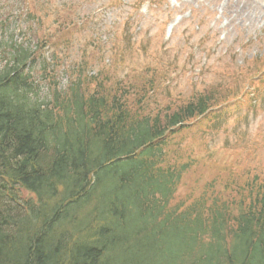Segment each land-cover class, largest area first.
<instances>
[{
	"label": "trees",
	"instance_id": "trees-1",
	"mask_svg": "<svg viewBox=\"0 0 264 264\" xmlns=\"http://www.w3.org/2000/svg\"><path fill=\"white\" fill-rule=\"evenodd\" d=\"M0 47V264H264V178L178 190L196 161L171 138L224 92L152 113L150 82L55 61L40 95L32 45Z\"/></svg>",
	"mask_w": 264,
	"mask_h": 264
},
{
	"label": "rangeland",
	"instance_id": "rangeland-1",
	"mask_svg": "<svg viewBox=\"0 0 264 264\" xmlns=\"http://www.w3.org/2000/svg\"><path fill=\"white\" fill-rule=\"evenodd\" d=\"M7 43L32 45L40 95L51 86L37 64L48 70L55 61L69 72L82 65L109 86H135L131 94L150 82L152 113L224 92L171 138L196 161L178 190L197 197L211 178L222 193L226 183L264 178V0H0V46Z\"/></svg>",
	"mask_w": 264,
	"mask_h": 264
},
{
	"label": "bare ground",
	"instance_id": "bare-ground-1",
	"mask_svg": "<svg viewBox=\"0 0 264 264\" xmlns=\"http://www.w3.org/2000/svg\"><path fill=\"white\" fill-rule=\"evenodd\" d=\"M250 1V0H249Z\"/></svg>",
	"mask_w": 264,
	"mask_h": 264
}]
</instances>
